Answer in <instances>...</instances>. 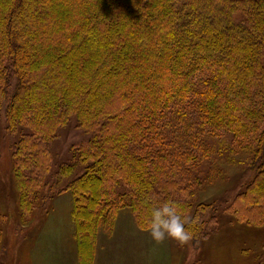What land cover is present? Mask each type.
Here are the masks:
<instances>
[{"label": "trees", "instance_id": "1", "mask_svg": "<svg viewBox=\"0 0 264 264\" xmlns=\"http://www.w3.org/2000/svg\"><path fill=\"white\" fill-rule=\"evenodd\" d=\"M187 103L197 108L194 123ZM0 112L4 131L17 134L18 225L26 234L70 191L79 264H91L97 227L124 199L145 223L161 202L184 205L195 181L164 185L162 199L153 184L162 167L173 171L153 144L167 146L169 158L177 151L171 163L184 172L196 162L192 147L199 157L205 148L194 128L182 156L175 138L189 130L168 127L177 120L242 144L254 174L229 203V221L264 227V0H0ZM69 115L91 137L76 146L78 162L54 172L52 141ZM121 184L128 190L118 194ZM198 205L187 224L196 246L217 221L204 219L211 205Z\"/></svg>", "mask_w": 264, "mask_h": 264}, {"label": "rangeland", "instance_id": "2", "mask_svg": "<svg viewBox=\"0 0 264 264\" xmlns=\"http://www.w3.org/2000/svg\"><path fill=\"white\" fill-rule=\"evenodd\" d=\"M196 110L195 104H186L185 111L189 112L193 123L197 116ZM0 115V264L2 262L4 264H28V251L31 247L40 253H44L45 250L43 258L39 259L41 264L44 261L45 264H68L65 254L56 253L58 246H61L60 232L54 231L50 222L48 224L44 220V215L37 217L26 234L25 230H21L22 227L18 225V196L14 186L11 159L12 143L17 134L4 131L5 117L1 112ZM164 119L161 118L159 122ZM21 125L19 127L21 132H28L27 125ZM168 127L189 130L186 135L181 134L175 138L182 156H185L184 148H187L190 142L187 136L193 132L194 128H200L203 131L204 134L199 137V142L205 148L199 157L198 150L195 146L192 147L197 163H192L190 170L184 172L182 168L171 163L178 160L177 151H174L169 158L170 152L167 146L163 148L161 144H153L156 146L154 153L160 154L157 162L173 169L171 173H168L165 171L167 167H162V172L154 173L160 180L157 183L153 182L155 198L165 197L164 185H166V191L181 188H173L176 179H180L183 187L188 182L195 181L184 187L187 195L184 192L182 196L186 203L184 202V205L179 207L180 212L189 221L197 210L198 204L206 206L208 204L213 210L204 213L205 221L210 219L211 214L216 216L217 221L209 222L208 230L197 246L192 241L181 244L176 239L167 236L163 241L156 242L150 235L149 224L136 218L129 207V197L127 200L124 199L126 205L114 211L105 223L97 227L91 264H257L258 260L259 264L261 262L264 264V227H253L229 221L232 217L228 209L229 203L245 188L254 174L253 168L246 162L247 154L243 152L245 149L242 148V144L237 143L232 133L211 132L210 129L199 124H187L177 120L168 122ZM196 132L197 130H194L195 136ZM206 132L210 133L205 134ZM158 133L164 139L168 138L166 129L161 127L160 123ZM89 137L91 134L86 133L79 126L76 116L69 115L67 124L57 129L52 141L54 159L51 170L55 172L62 163L78 162V153L75 152V148L80 142L87 141ZM153 139L157 140L156 135ZM229 145H232L231 149ZM250 146L251 149L254 147L253 140L250 141ZM81 172L82 167H78L77 174ZM193 174L199 176L198 181ZM63 184L56 187V190ZM127 188L121 184L117 193L123 194L128 190ZM68 200L72 201L70 191L58 195L50 205L51 214L57 212L56 205L65 210ZM213 224H218V228L214 229L216 225L213 226ZM31 231L34 234H30ZM73 232L74 260L76 264H79L74 222ZM37 233L39 235L36 238ZM62 238L63 242L68 243L67 237L62 236ZM13 246L14 255L12 257L10 248Z\"/></svg>", "mask_w": 264, "mask_h": 264}, {"label": "clouds", "instance_id": "3", "mask_svg": "<svg viewBox=\"0 0 264 264\" xmlns=\"http://www.w3.org/2000/svg\"><path fill=\"white\" fill-rule=\"evenodd\" d=\"M144 219L147 220L150 235L156 242L163 241L167 236L184 244L192 238V232L187 228L189 221L175 203L165 202L152 207Z\"/></svg>", "mask_w": 264, "mask_h": 264}, {"label": "crops", "instance_id": "4", "mask_svg": "<svg viewBox=\"0 0 264 264\" xmlns=\"http://www.w3.org/2000/svg\"><path fill=\"white\" fill-rule=\"evenodd\" d=\"M57 207V212L51 214H48L47 218L45 217V221L47 223L51 224L54 231L60 232V240H61V246L59 245L56 249V253H62L65 254L66 259H68V264H76V261L74 260L75 257V248H74V240H73V222L71 218V207H72V201L68 200V206L65 210H63L59 206ZM38 233L36 235V238L38 237ZM62 236H65L68 238V243L63 242ZM29 253V261L28 264H41L39 259L43 258L44 253L36 252L33 247L28 251ZM73 259V260H72ZM45 264V261L43 262Z\"/></svg>", "mask_w": 264, "mask_h": 264}]
</instances>
